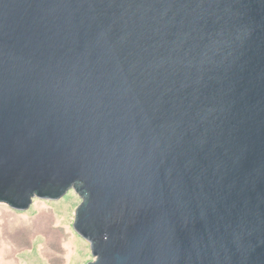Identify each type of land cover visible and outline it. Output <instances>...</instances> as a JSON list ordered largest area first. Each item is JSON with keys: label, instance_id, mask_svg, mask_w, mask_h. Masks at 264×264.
<instances>
[{"label": "water", "instance_id": "water-1", "mask_svg": "<svg viewBox=\"0 0 264 264\" xmlns=\"http://www.w3.org/2000/svg\"><path fill=\"white\" fill-rule=\"evenodd\" d=\"M70 190L88 264H264V0H0V203Z\"/></svg>", "mask_w": 264, "mask_h": 264}, {"label": "rangeland", "instance_id": "rangeland-1", "mask_svg": "<svg viewBox=\"0 0 264 264\" xmlns=\"http://www.w3.org/2000/svg\"><path fill=\"white\" fill-rule=\"evenodd\" d=\"M82 199L70 190L58 200L34 198L19 211L0 203V264H88L90 244L75 230Z\"/></svg>", "mask_w": 264, "mask_h": 264}]
</instances>
